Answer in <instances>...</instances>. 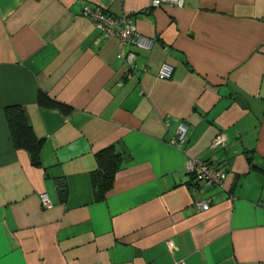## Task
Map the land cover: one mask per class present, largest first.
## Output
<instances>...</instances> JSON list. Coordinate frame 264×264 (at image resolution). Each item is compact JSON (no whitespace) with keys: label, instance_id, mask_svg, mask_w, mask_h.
Here are the masks:
<instances>
[{"label":"crops","instance_id":"crops-1","mask_svg":"<svg viewBox=\"0 0 264 264\" xmlns=\"http://www.w3.org/2000/svg\"><path fill=\"white\" fill-rule=\"evenodd\" d=\"M85 5L155 44L122 48ZM39 91L71 110L39 105ZM14 103L44 138L40 166L13 144ZM110 144L124 159L97 200L95 153ZM189 156L221 164L225 187L197 186ZM0 264H264V0H0Z\"/></svg>","mask_w":264,"mask_h":264},{"label":"built area","instance_id":"built-area-1","mask_svg":"<svg viewBox=\"0 0 264 264\" xmlns=\"http://www.w3.org/2000/svg\"><path fill=\"white\" fill-rule=\"evenodd\" d=\"M150 5L159 7L162 5H173L183 7L185 0H150ZM82 14L89 18L103 34L104 37L114 36L119 40L122 48L126 45L134 46L149 50L155 44V39L141 34L133 22L131 17L124 14H112L100 7H90L85 5ZM128 66L126 77L131 78L136 75L135 56L132 52H126L123 49L117 54ZM145 69V68H143ZM173 73V66L164 62L158 71V75L162 78H170ZM187 139V125L185 122H180L178 129L171 142L178 146L182 145ZM225 138L218 132L212 139L210 145H224ZM186 169L193 176L194 183L197 186L224 188L226 181V170L223 166L212 160H202L195 156H189L186 161ZM40 199L43 207L49 208L52 202L46 193L40 194ZM212 196L208 195L195 202L196 208L206 210L210 207ZM170 245L172 243H169Z\"/></svg>","mask_w":264,"mask_h":264},{"label":"trees","instance_id":"trees-1","mask_svg":"<svg viewBox=\"0 0 264 264\" xmlns=\"http://www.w3.org/2000/svg\"><path fill=\"white\" fill-rule=\"evenodd\" d=\"M37 102L42 106L59 108L65 113L71 110L70 105L60 102L42 91L38 92ZM4 113L14 146L27 151L31 164L40 166L44 138L35 132L25 108L18 103L8 104L4 106ZM123 159V153L114 144L96 151V167L91 172L95 199L105 198L113 185L116 172L121 167Z\"/></svg>","mask_w":264,"mask_h":264},{"label":"water","instance_id":"water-1","mask_svg":"<svg viewBox=\"0 0 264 264\" xmlns=\"http://www.w3.org/2000/svg\"><path fill=\"white\" fill-rule=\"evenodd\" d=\"M65 191H66L65 188H60V189L58 190V193H59V195H60V197H61L62 199H64V197H65Z\"/></svg>","mask_w":264,"mask_h":264}]
</instances>
